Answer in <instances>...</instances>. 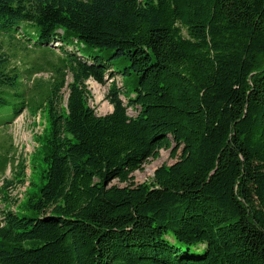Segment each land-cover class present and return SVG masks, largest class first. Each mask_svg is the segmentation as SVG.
<instances>
[{
  "label": "trees",
  "instance_id": "16d2710c",
  "mask_svg": "<svg viewBox=\"0 0 264 264\" xmlns=\"http://www.w3.org/2000/svg\"><path fill=\"white\" fill-rule=\"evenodd\" d=\"M20 32L72 81L45 102L41 187L0 213V264H264V0H0V127L26 109L1 40Z\"/></svg>",
  "mask_w": 264,
  "mask_h": 264
},
{
  "label": "rangeland",
  "instance_id": "374dc122",
  "mask_svg": "<svg viewBox=\"0 0 264 264\" xmlns=\"http://www.w3.org/2000/svg\"><path fill=\"white\" fill-rule=\"evenodd\" d=\"M1 40L10 59L9 70L18 72L20 77L17 87L9 90L8 99L12 104L19 102L18 108L22 106L20 101L24 100L26 109L9 126L0 127V156L4 155L0 159L6 163V167L0 169V213L6 206L16 210V200L25 199L28 191L34 193L41 187V165L34 167L33 156L41 147V135L43 136L48 127L45 102L52 97V87L61 80L63 73L67 82L72 81L63 49L57 47L58 44L51 47L36 46L26 41L22 32L13 40L6 36L1 37ZM65 51L75 52L73 47L65 48ZM118 81H121L119 76ZM110 83L109 80L101 84L93 79L86 82L90 93L89 103L98 115L108 114L113 109L106 98ZM67 96L68 89L63 88L60 107L66 106ZM13 110V106H10V114ZM129 114L135 116L137 112L130 108ZM175 162L176 158L171 154V149L162 150L158 159L151 160L141 170L133 173L134 181L151 182L157 168Z\"/></svg>",
  "mask_w": 264,
  "mask_h": 264
},
{
  "label": "bare ground",
  "instance_id": "6f19581e",
  "mask_svg": "<svg viewBox=\"0 0 264 264\" xmlns=\"http://www.w3.org/2000/svg\"><path fill=\"white\" fill-rule=\"evenodd\" d=\"M25 190V189H24Z\"/></svg>",
  "mask_w": 264,
  "mask_h": 264
}]
</instances>
